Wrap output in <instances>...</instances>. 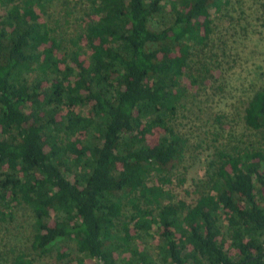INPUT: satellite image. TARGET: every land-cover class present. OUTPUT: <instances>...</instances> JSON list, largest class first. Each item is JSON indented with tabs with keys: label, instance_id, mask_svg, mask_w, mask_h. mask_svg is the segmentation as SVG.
I'll use <instances>...</instances> for the list:
<instances>
[{
	"label": "trees",
	"instance_id": "16d2710c",
	"mask_svg": "<svg viewBox=\"0 0 264 264\" xmlns=\"http://www.w3.org/2000/svg\"><path fill=\"white\" fill-rule=\"evenodd\" d=\"M53 1L0 0L1 219L29 207L30 250L61 264H264V86L256 139L213 146L191 190L172 172L229 0H86L69 30Z\"/></svg>",
	"mask_w": 264,
	"mask_h": 264
},
{
	"label": "rangeland",
	"instance_id": "374dc122",
	"mask_svg": "<svg viewBox=\"0 0 264 264\" xmlns=\"http://www.w3.org/2000/svg\"><path fill=\"white\" fill-rule=\"evenodd\" d=\"M85 3L54 0L50 19L63 23L66 17L70 22L64 27L69 30ZM212 14L213 33L198 57L212 77L195 91L187 88L176 118L175 128L186 140V149L172 172L175 181L184 179L183 187L189 190L204 178L213 146L258 137L244 125L243 114L253 93L264 86V0H229ZM32 230L27 206L12 209L11 217L4 220L0 216V264H12L20 251L34 258L35 264H61L54 251L39 256L30 250Z\"/></svg>",
	"mask_w": 264,
	"mask_h": 264
}]
</instances>
